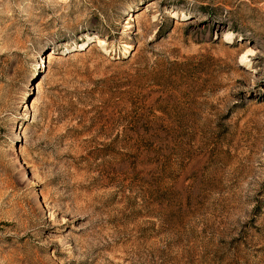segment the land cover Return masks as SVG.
<instances>
[{
	"label": "rangeland",
	"instance_id": "1",
	"mask_svg": "<svg viewBox=\"0 0 264 264\" xmlns=\"http://www.w3.org/2000/svg\"><path fill=\"white\" fill-rule=\"evenodd\" d=\"M0 264H264V0H0Z\"/></svg>",
	"mask_w": 264,
	"mask_h": 264
},
{
	"label": "bare ground",
	"instance_id": "2",
	"mask_svg": "<svg viewBox=\"0 0 264 264\" xmlns=\"http://www.w3.org/2000/svg\"><path fill=\"white\" fill-rule=\"evenodd\" d=\"M102 43H103V42H102L101 40H97V45H98V46H101ZM127 50H128V49H127ZM247 58H248V57H247L246 55H243V56L241 57V62H242V63L246 62ZM242 63H241V64H242ZM246 65H247V64H246Z\"/></svg>",
	"mask_w": 264,
	"mask_h": 264
}]
</instances>
